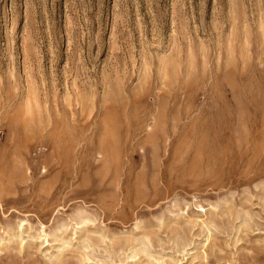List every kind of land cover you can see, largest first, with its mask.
<instances>
[{
	"label": "rangeland",
	"instance_id": "rangeland-1",
	"mask_svg": "<svg viewBox=\"0 0 264 264\" xmlns=\"http://www.w3.org/2000/svg\"><path fill=\"white\" fill-rule=\"evenodd\" d=\"M264 0H0V264H264Z\"/></svg>",
	"mask_w": 264,
	"mask_h": 264
},
{
	"label": "bare ground",
	"instance_id": "bare-ground-1",
	"mask_svg": "<svg viewBox=\"0 0 264 264\" xmlns=\"http://www.w3.org/2000/svg\"><path fill=\"white\" fill-rule=\"evenodd\" d=\"M260 95H263L264 96V91L263 90H260Z\"/></svg>",
	"mask_w": 264,
	"mask_h": 264
}]
</instances>
